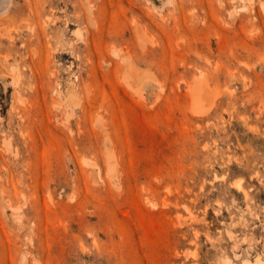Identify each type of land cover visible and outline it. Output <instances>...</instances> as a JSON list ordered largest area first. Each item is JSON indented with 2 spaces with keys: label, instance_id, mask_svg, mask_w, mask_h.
I'll return each mask as SVG.
<instances>
[{
  "label": "rangeland",
  "instance_id": "1",
  "mask_svg": "<svg viewBox=\"0 0 264 264\" xmlns=\"http://www.w3.org/2000/svg\"><path fill=\"white\" fill-rule=\"evenodd\" d=\"M35 1L0 43V264H264V0Z\"/></svg>",
  "mask_w": 264,
  "mask_h": 264
},
{
  "label": "bare ground",
  "instance_id": "2",
  "mask_svg": "<svg viewBox=\"0 0 264 264\" xmlns=\"http://www.w3.org/2000/svg\"><path fill=\"white\" fill-rule=\"evenodd\" d=\"M24 1L26 3V6H27L28 14L29 15H33L35 17H39L36 1L35 0H24ZM78 2L80 4V6H79V14H81L83 16V18L85 20H87L90 24L91 23L94 24V26L97 29H99L98 25L95 22V16H96L95 0H78ZM15 4H16V0H0V43H1V38L2 37L8 39L10 42H14L16 37L20 36L21 33H22L21 28H23L24 26L21 25V24L20 25L16 24L15 17H14V14H15L14 11L15 10L18 11V8H17L18 5H15ZM103 11L105 12L106 9H103ZM132 18H136L140 22V18H139V16L136 13L133 14ZM155 24L156 25H160V23H158V22H155ZM27 25H29V24L27 23ZM134 26H133L134 28H137L140 25H139L138 22L135 21L134 22ZM29 28L33 29L34 27H29ZM21 43L23 44L25 42L22 41ZM4 72H6V70L5 69H1V73H4ZM8 73L11 75V77H12V79L14 81H18L19 80L20 73H19V70L17 69V67H13V66L10 67ZM201 89L204 90V87L201 88ZM196 90H197V92H196V94L194 96L197 99H201V98L203 99L206 96V93H204L205 90L201 91V90H198L197 88H196ZM207 97L208 96H206L205 99H209ZM209 100L211 101V99H209ZM258 261L263 262V259L262 258H257L256 262H258ZM250 263H249V260H247V261H244L243 264H250ZM22 264H26V262H24ZM225 264H235V263L232 261V259L230 257H227Z\"/></svg>",
  "mask_w": 264,
  "mask_h": 264
}]
</instances>
